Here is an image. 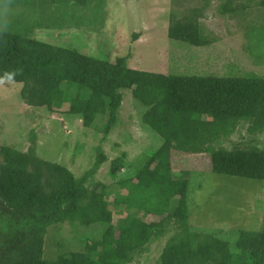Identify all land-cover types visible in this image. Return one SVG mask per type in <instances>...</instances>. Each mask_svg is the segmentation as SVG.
Masks as SVG:
<instances>
[{"label":"trees","instance_id":"trees-1","mask_svg":"<svg viewBox=\"0 0 264 264\" xmlns=\"http://www.w3.org/2000/svg\"><path fill=\"white\" fill-rule=\"evenodd\" d=\"M74 1L0 0V13L8 6L40 8ZM102 6L103 0H98L96 17ZM253 33L261 38L257 56L264 58V47L260 49L264 32L257 28ZM167 36L194 47L209 44L198 25L173 15ZM0 80L21 84L20 96L29 105L50 108L52 101L68 103V114L82 115L85 127L93 125L97 116L106 115L103 135L118 122L119 91L130 89L133 98L146 107L141 122L162 139L135 180L120 181L126 192L117 195L113 204L122 206L125 215L117 226L108 209L106 187L93 179L107 160L101 149H97L92 167L73 177L66 168L46 163L29 171L26 155L0 146V264H131L154 228L170 226L177 230L163 247L160 264H264V219L261 232L237 230L231 244L211 233L191 230L186 205L188 180L172 175L170 162L171 151L204 153L210 157L212 173L264 181V149L228 150L213 145L231 136L239 122L250 124V134L264 132V77L163 75L137 70L128 67L125 57L114 63L80 57L26 40L0 24ZM124 156L110 161V173L121 170ZM42 166L55 173L45 178ZM138 212L161 219L146 222ZM64 222L99 224L101 238L86 244L83 251L61 252L53 260H45L46 232ZM221 242L236 255L235 261L215 259Z\"/></svg>","mask_w":264,"mask_h":264},{"label":"rangeland","instance_id":"rangeland-1","mask_svg":"<svg viewBox=\"0 0 264 264\" xmlns=\"http://www.w3.org/2000/svg\"><path fill=\"white\" fill-rule=\"evenodd\" d=\"M97 1L75 0L40 8L8 6L1 10L0 24L26 40L80 57L108 63L125 57L128 67L137 70L163 75L264 77V58L256 52L261 38L253 33L257 28L264 32V0H103L96 17ZM172 15L198 25L209 44L194 47L169 39ZM263 47L261 44L260 49ZM21 88L19 83L0 80V146L26 155L29 171L46 163L66 168L73 177L90 169L97 149H101L107 160L93 179L106 187L112 223L119 225L125 212L122 206L115 208L113 201L126 192L120 181H134L137 171L162 143L161 137L141 122L146 107L133 98L130 89L120 90L118 122L103 135L106 115L97 116L93 125L85 127L82 115L68 114V103L52 101L50 108L29 105L20 96ZM249 125L239 122L231 136L214 142V148L264 149V132L250 134ZM123 154L121 170L110 173V161ZM170 162L172 175L188 180L186 205L191 230L211 233L228 244L235 242L237 230L262 231L264 181L212 173L210 157L204 153L171 151ZM49 166H42L45 178L55 173ZM137 216L146 222L161 219L142 212ZM176 230L175 226L154 228L131 264H160L161 251ZM101 234L99 224L64 222L51 226L44 238L43 257L51 261L61 252L83 251ZM219 244L215 259L235 261L236 255L225 243Z\"/></svg>","mask_w":264,"mask_h":264},{"label":"crops","instance_id":"crops-1","mask_svg":"<svg viewBox=\"0 0 264 264\" xmlns=\"http://www.w3.org/2000/svg\"><path fill=\"white\" fill-rule=\"evenodd\" d=\"M144 125V124H143ZM144 126H146V125H144Z\"/></svg>","mask_w":264,"mask_h":264}]
</instances>
